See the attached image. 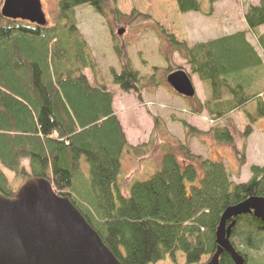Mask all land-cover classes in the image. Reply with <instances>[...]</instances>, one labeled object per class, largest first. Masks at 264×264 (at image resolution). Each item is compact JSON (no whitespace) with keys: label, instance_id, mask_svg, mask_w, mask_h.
<instances>
[{"label":"trees","instance_id":"1","mask_svg":"<svg viewBox=\"0 0 264 264\" xmlns=\"http://www.w3.org/2000/svg\"><path fill=\"white\" fill-rule=\"evenodd\" d=\"M220 1L224 0H208L209 10ZM3 4L0 0V192L14 197L28 177L47 178L58 195L68 197L81 211L123 264H158L167 258L178 264V252L185 255L186 264H199L204 256H213L225 209L249 197L264 196V167L252 165L250 180L237 183L223 160L194 153L190 143L197 135L209 134L219 143L235 146L229 114L238 111L245 125L238 133L242 148H236L237 175L247 164V139L253 125L264 117V88L247 93L248 77L242 72L263 65L246 36H255L264 53V32H260L264 0L248 6L246 30L192 46L155 22V29L158 26L161 36L186 60L188 75H197L208 87L203 109L212 119L222 120L224 127L202 131L181 121L184 141L166 143L159 135L166 122L155 117L150 141L137 146L129 143L114 105L115 94L105 84L77 26L76 8L88 5L105 21L112 17L133 23L151 16L135 10L124 15L117 0H58L53 21L47 17L46 25H38L5 17ZM177 4L182 13L204 12V0H177ZM125 49V45H115L122 70L110 69L112 82L124 92H134L141 102V77ZM166 69L168 73L177 70L170 65ZM164 145L167 149L152 174L146 179L124 180L127 155L151 153V160ZM5 169L20 178L17 187ZM234 220L231 241L246 264H255L251 252L263 245L264 221L253 213ZM220 262L235 264L226 251Z\"/></svg>","mask_w":264,"mask_h":264},{"label":"rangeland","instance_id":"2","mask_svg":"<svg viewBox=\"0 0 264 264\" xmlns=\"http://www.w3.org/2000/svg\"><path fill=\"white\" fill-rule=\"evenodd\" d=\"M42 1L47 17L52 22L57 13L58 0ZM257 3L258 0H224L216 2L213 5L214 9L209 10V2L204 0V12L182 13L177 0H117V6L124 15H131L135 10L151 16L148 21L139 19L133 23L123 18L114 21L112 17L105 21L92 7L88 5L77 7V26L89 43L90 51L98 63L105 84L115 94L114 105L124 130L125 128H141L144 133L151 132L152 135L155 129L154 118L159 117L161 121L166 122V126L159 133L161 140L166 143H179L184 141V128L181 121H186L202 131H209L215 125L224 127L222 120L212 119L203 109L202 104L209 96V89L197 75L192 77L196 89L194 96L196 99L192 97L194 100L178 94L169 84L167 76L170 73L166 69L168 65L177 70L181 67L180 69L187 72L190 71V67L186 60L169 45L167 39L161 36L158 26L155 29V22L168 34L174 35L178 41H184L192 46L246 30L244 13L248 6ZM261 28L264 30V26ZM119 30H123V33L118 34ZM115 45H125L126 55L133 68L139 71L143 96L141 102L134 92H124L112 82L110 69L115 68L118 72L122 70V61L115 51ZM254 45L259 46L258 41H254ZM86 72L88 76L91 75L88 69ZM153 74H155L154 80L151 78ZM204 96L205 100L201 101ZM249 110L252 111L253 108L250 107ZM229 115L234 122L235 146L219 143L209 134L195 136L190 146L194 153L205 158L223 160L226 168L232 172V179L237 183L247 182L252 176L250 170L252 163L261 162V166H264V117L253 125L255 134L250 140L247 153L249 163L247 162L237 175L239 160L236 156V148H242L238 133L244 128L245 118L238 111H233ZM166 149L164 145L160 154L152 155L153 170L149 174L158 167L160 155ZM139 153L138 157L141 158L143 155ZM148 155L151 154H146L143 158ZM24 163L30 171L28 161ZM142 166L145 171L149 170L148 165ZM133 168V162L128 155L125 158L123 176L129 175ZM5 172L11 184L17 187L20 178L10 170L5 169ZM239 246L243 247L241 244ZM251 254L252 262L264 264V242L259 250L252 251ZM209 259L210 255H206L201 263H206ZM158 264H173V262L167 258ZM178 264H186V257L182 252H178Z\"/></svg>","mask_w":264,"mask_h":264},{"label":"water","instance_id":"3","mask_svg":"<svg viewBox=\"0 0 264 264\" xmlns=\"http://www.w3.org/2000/svg\"><path fill=\"white\" fill-rule=\"evenodd\" d=\"M2 13L38 25L48 23L42 0H4ZM167 80L178 94L196 95L187 71H173ZM244 213L264 221V196H252L225 209L216 233L217 250L203 264H221L224 251L235 264H246L231 241L234 219ZM0 264L123 263L68 197L58 195L47 178L32 176L14 197L0 192Z\"/></svg>","mask_w":264,"mask_h":264},{"label":"crops","instance_id":"4","mask_svg":"<svg viewBox=\"0 0 264 264\" xmlns=\"http://www.w3.org/2000/svg\"><path fill=\"white\" fill-rule=\"evenodd\" d=\"M260 32L263 33L264 30H262V28H261ZM227 35H231V34H227ZM246 37H247L246 38L247 41L254 47V49L257 51L259 57H261L262 61H263V65H261V67H259V68L255 67V68H252V69H247V70L242 72L243 76H247L248 77V81L244 85V87L246 89V92L249 93V94H252V93H255V92H257L259 90H262L264 88V53H263V51L261 50V48L259 46L256 47L254 45V41L257 42V39H256L255 36H253L252 34L248 33ZM205 98L206 97L204 96V98H202L201 101H204ZM125 132L127 134V138H128L129 143L131 145H133V146H137V145H139L141 143H144V142H149L150 139H151V132H149V134L146 133V132L144 133L141 130V128H133V129H126L125 128ZM254 134H255V130L253 131V133L247 139L246 155H247L248 150H249L250 140H251V138H252V136ZM164 140H168V139H164ZM148 154H151V153H148ZM129 156H130V159L133 162L134 168L130 172L129 175H124V177H123L124 180L128 179L130 181H133L135 179H146L148 177V175H149V172L153 170V166L151 164V160L149 159V157L151 155H148L147 157L145 156L144 159H139V158L137 159V157L133 156V155H129ZM142 160H144V162L141 163ZM247 160H248V163H249L248 156H247ZM144 164L148 165L147 166L148 169H149L148 171L147 170L145 171V169H143L142 165H144ZM253 164L254 163H252V165ZM258 164H260L259 166H261V162L256 163L255 165H258ZM140 165H141V170H140ZM123 167L125 168V160L123 162Z\"/></svg>","mask_w":264,"mask_h":264},{"label":"bare ground","instance_id":"5","mask_svg":"<svg viewBox=\"0 0 264 264\" xmlns=\"http://www.w3.org/2000/svg\"><path fill=\"white\" fill-rule=\"evenodd\" d=\"M121 123H122V121H121ZM122 125H123V124H122ZM123 126H124V125H123ZM248 138H249V137H248ZM253 165H255V164H253ZM251 166H252V165H251ZM263 167H264V166H263ZM199 264H203V263L200 262Z\"/></svg>","mask_w":264,"mask_h":264}]
</instances>
